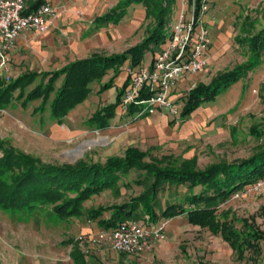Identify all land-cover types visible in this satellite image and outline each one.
Masks as SVG:
<instances>
[{"label": "rangeland", "instance_id": "obj_1", "mask_svg": "<svg viewBox=\"0 0 264 264\" xmlns=\"http://www.w3.org/2000/svg\"><path fill=\"white\" fill-rule=\"evenodd\" d=\"M119 1L109 0L107 4L117 5ZM206 4L207 14L214 22L206 25L214 44V54L208 61L206 73L187 87L177 86L175 91L178 94L181 89L188 91L199 82L208 83L218 72L234 69L247 60L246 47L235 40L238 36L245 37L243 25L246 28L249 22L255 25L250 34L264 30V0H206ZM102 9L99 10L101 15L109 11V8ZM182 10L188 20L189 7L176 0L172 24L177 22ZM141 16L140 5L132 4L128 8L127 20L136 21L138 26L131 42L136 40L139 43L145 33L148 21H142ZM151 62L147 52L144 64L148 67ZM104 80L108 81L109 76ZM116 84L118 86L119 82ZM98 89V84H94L89 105H83L76 117H66L60 123L50 117L49 108L42 114L34 112L40 100L30 102L25 108L21 102H13L0 110V138L46 163H74L79 159L103 163L108 157L124 155L128 147H137L149 151L153 157L168 158L174 166L196 157L200 170L221 161L246 159L264 140L258 141L249 134L253 125L264 126V50L261 63L247 77L222 91L215 101L205 103L184 121H171L176 117L168 114L169 120L164 118V136L161 127L156 129L157 135L144 133L145 121L139 117L133 120L137 113L129 114L127 109L120 111L121 114L105 130L87 126L85 121L90 114L102 104L115 100L114 88H111L112 93L101 96H98ZM232 128L236 139L231 136ZM133 177L136 178L134 173L130 178ZM140 190V186L130 188L129 193L122 190L121 198L110 192L97 198V202L124 201L130 193L137 194ZM259 190L253 196L250 195L252 191L242 195L234 193L220 206L218 217L240 230L246 220L255 230L264 232V182ZM185 193V187H171L165 190L161 199L182 202ZM90 205L92 203H87ZM48 211L13 215L0 211V264H74L75 245L84 252L86 264H264V241L260 242L262 252L247 249L244 257L239 259L219 235L187 224L184 217L162 221L166 223L165 238L154 243L150 251L141 255H122L104 241L91 242L90 238H94L98 228L85 218L60 221Z\"/></svg>", "mask_w": 264, "mask_h": 264}, {"label": "trees", "instance_id": "obj_2", "mask_svg": "<svg viewBox=\"0 0 264 264\" xmlns=\"http://www.w3.org/2000/svg\"><path fill=\"white\" fill-rule=\"evenodd\" d=\"M43 1L38 0L27 9L28 12ZM195 1L199 8L201 0ZM175 3L176 0H120L110 11L94 18L91 31L110 24L119 25L128 8L136 4L142 7V21H148L139 43L122 53L96 52L60 70L43 74L41 82L30 90L28 87L36 82L35 73L10 82L0 79V110L8 108L13 102H21L25 108L30 102L40 100L34 112L42 114L49 108L50 117L60 123L70 111L91 96L94 84H98L97 92L101 96L115 86L118 78H123L121 86L116 88L114 102L102 104L85 121L87 126L96 130L107 129L111 121L121 114V97L129 82L125 68L145 65L147 52L153 61L165 47L170 39ZM243 26L245 37L238 36L235 40L246 47L249 54L247 60L234 69L218 72L208 83L199 82L190 90L174 96V103L180 106L181 120L205 103L215 101L222 91L247 77L261 63L264 30L250 34L255 25L249 22L247 28ZM48 75V81L44 83ZM107 76L109 80L105 81ZM59 79L62 82L57 85ZM136 110L131 106L128 113ZM249 134L258 141L262 140L264 126L253 125ZM231 136L236 139L234 128L231 129ZM132 173L136 178H130ZM261 182H264V140L246 159L221 161L200 170L196 157L174 166L168 158L153 157L149 151L137 147H128L124 155L108 157L103 163L88 159H79L74 163H46L0 138V211L13 215L48 209L56 220L85 218L107 233L125 220L136 221L149 229L160 221L184 217L187 224L219 235L239 259L244 257L247 249L262 252L260 242L264 241V232L255 230L246 220L242 222L243 229H237L226 219L221 220L217 211L234 193L242 195ZM134 186H140V192L130 193L124 201L97 202V198L110 192L121 198L122 190L129 193ZM171 187H185L182 202L162 201L165 190ZM251 193L253 196L256 192ZM87 203L92 205L87 206ZM262 210L264 212V206ZM224 216L227 217V214L224 213ZM78 247L74 246L72 254L74 264H86L85 254Z\"/></svg>", "mask_w": 264, "mask_h": 264}, {"label": "built area", "instance_id": "obj_3", "mask_svg": "<svg viewBox=\"0 0 264 264\" xmlns=\"http://www.w3.org/2000/svg\"><path fill=\"white\" fill-rule=\"evenodd\" d=\"M181 1L183 6L189 7V19L182 10L177 22L170 26L167 45L148 67L125 68L129 82L121 97L122 112L132 106L137 108L136 117L164 110L179 118L180 106L174 103L172 92L184 76L205 72L211 45L203 20L208 12L206 0H201L199 8L195 0L190 3L188 0ZM27 9V0H0V79L6 82L11 80L10 54L17 38L27 31L46 32L50 18L56 15L48 2L31 12ZM260 188L261 183H258L247 191L255 192ZM165 228V222L146 229L136 221L125 220L109 233H97L90 241H108L117 253L141 255L150 251L154 243L164 240Z\"/></svg>", "mask_w": 264, "mask_h": 264}, {"label": "crops", "instance_id": "obj_4", "mask_svg": "<svg viewBox=\"0 0 264 264\" xmlns=\"http://www.w3.org/2000/svg\"><path fill=\"white\" fill-rule=\"evenodd\" d=\"M107 1L109 0H44L41 4L50 3L55 9L56 15L50 18V26L46 32L27 31L17 38L10 54L11 80L19 79L30 73L37 74L36 82L28 87L30 90L41 82L43 74H50L60 70L67 64L88 58L96 52L104 54L107 52V54L122 53L136 45V40H132V42L130 40L136 34L138 26L136 21L127 20V17L119 25L103 26L91 31L94 18L101 15L102 11L99 12V10L109 8L110 11L116 5L114 3H109L108 5ZM37 2L38 0H27V7L29 8ZM203 20L205 25H212L214 23L208 14L204 15ZM111 41L115 42L113 43L115 47ZM212 45L214 44H212L211 40L208 61H210V57L214 54ZM207 70L208 65L203 73L184 76L177 86L183 88L193 84L195 79L206 73ZM48 78L49 75L43 82L46 83ZM122 81L123 78H118L115 82V86L113 87L114 93H116V88L121 86ZM61 82L62 79H59L57 85H60ZM117 82H119V87L116 84ZM184 90L181 89L179 92L181 93ZM108 92L110 93L111 89ZM177 94L174 89L171 97L173 96L172 98L174 99V96ZM90 99L91 96L70 111L67 117H76L83 110V105H89ZM139 118L145 121L146 129L144 133H149L152 136L157 135L156 129L161 127L164 136V118H166V121L169 120L168 112L157 110L151 115H144ZM136 119L138 118H133V120ZM129 121L131 122L132 119ZM171 121L179 122L184 120H181L179 116V118ZM100 232L102 230L98 229L97 233ZM104 242L109 244L108 241Z\"/></svg>", "mask_w": 264, "mask_h": 264}]
</instances>
